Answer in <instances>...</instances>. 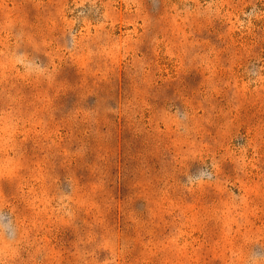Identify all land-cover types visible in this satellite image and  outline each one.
I'll return each instance as SVG.
<instances>
[{
  "label": "rangeland",
  "instance_id": "1",
  "mask_svg": "<svg viewBox=\"0 0 264 264\" xmlns=\"http://www.w3.org/2000/svg\"><path fill=\"white\" fill-rule=\"evenodd\" d=\"M0 225V264H264V0H0Z\"/></svg>",
  "mask_w": 264,
  "mask_h": 264
},
{
  "label": "clouds",
  "instance_id": "2",
  "mask_svg": "<svg viewBox=\"0 0 264 264\" xmlns=\"http://www.w3.org/2000/svg\"><path fill=\"white\" fill-rule=\"evenodd\" d=\"M10 224H11V221H9V225ZM9 225H0V236L4 234V232L6 231Z\"/></svg>",
  "mask_w": 264,
  "mask_h": 264
}]
</instances>
